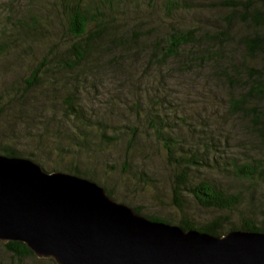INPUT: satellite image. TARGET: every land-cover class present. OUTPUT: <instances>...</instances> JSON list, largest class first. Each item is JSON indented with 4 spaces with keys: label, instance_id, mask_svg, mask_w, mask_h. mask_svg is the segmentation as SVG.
<instances>
[{
    "label": "rangeland",
    "instance_id": "obj_1",
    "mask_svg": "<svg viewBox=\"0 0 264 264\" xmlns=\"http://www.w3.org/2000/svg\"><path fill=\"white\" fill-rule=\"evenodd\" d=\"M228 1L78 0L87 21L79 42L87 43L80 45L87 53L77 63L71 47L78 41L64 16L76 0H0V156L10 149L46 173L77 170L114 202L172 223L180 218L171 204L180 169L174 159L206 158L189 165L187 182L205 179L239 192L245 212L263 219L264 183L237 180L231 167L252 159L264 167L257 123L227 106L243 85H257L249 111L264 113V0L241 1L259 9V22H243L241 9L223 6ZM30 13L36 28L27 32L22 26ZM173 32L189 33L198 47L184 45L164 58L160 46ZM255 35L263 44L248 55L242 40ZM67 104L75 116H68ZM181 197L188 220L216 216ZM242 208L228 214L230 225L246 214ZM0 264L53 263L14 257L0 244Z\"/></svg>",
    "mask_w": 264,
    "mask_h": 264
},
{
    "label": "water",
    "instance_id": "obj_2",
    "mask_svg": "<svg viewBox=\"0 0 264 264\" xmlns=\"http://www.w3.org/2000/svg\"><path fill=\"white\" fill-rule=\"evenodd\" d=\"M54 264H264V233L152 222L95 183L0 156V244Z\"/></svg>",
    "mask_w": 264,
    "mask_h": 264
},
{
    "label": "trees",
    "instance_id": "obj_3",
    "mask_svg": "<svg viewBox=\"0 0 264 264\" xmlns=\"http://www.w3.org/2000/svg\"><path fill=\"white\" fill-rule=\"evenodd\" d=\"M64 2L65 0H61ZM243 0H229L227 3H224V7H230V9L240 10L244 13L243 22H259L263 20V16L259 9L254 5H250L249 7H245ZM264 3V2H263ZM78 0L72 9H69L65 16L67 23V33L72 39L78 41L76 45H72L71 52L75 59V62L81 63L83 59H81L82 51L86 54L87 50H84L81 44L84 46L87 45L86 42L81 41L82 36L85 34V26H86V17L83 11H80L77 8ZM240 5V8H239ZM169 6V5H168ZM221 6V5H220ZM222 6V7H223ZM213 7H217L213 5ZM245 8V9H244ZM239 14H234V18H236ZM233 17V16H232ZM29 23H25L22 28L25 31L31 32L34 31L36 27H34V23L36 22L35 15L29 14ZM189 33H176L168 35V39L164 42L162 47V54L164 58L171 57L175 51L181 49L184 45H190L194 47H198V42L193 43L189 38ZM88 36V35H87ZM198 44V45H197ZM263 44V41L257 36H253L250 38H244L242 40V48L248 55H252L258 48H260ZM212 46V45H211ZM210 46V47H211ZM159 47V48H160ZM206 46L204 47V49ZM1 52V50H0ZM207 54H211L209 51H206ZM79 56V57H78ZM43 63H39V65L32 71V73L28 76V80L32 83L37 78V73L39 72L40 67H43ZM230 82V80H226V83ZM243 91L234 98L228 99L227 109L232 115L235 116H244L248 120H254L257 123L254 126V133L260 145V148L264 150V113L259 110L249 111L250 102L249 97H253V94L259 91L257 85H243ZM68 106V116H75L76 111L72 108L71 104H67ZM102 140H107V138L101 133L100 135ZM132 139H128V143H131ZM99 143V141H97ZM163 148H166L169 152L168 158L172 159V155L168 150L167 146L161 143ZM4 157H18L19 155L15 154L10 149H5L2 153ZM202 159V160H200ZM175 163L178 164L180 169L173 175L172 178V186H171V204L174 206L175 210L180 214V218L177 223H172L162 218H157L154 216H146L142 215L139 211L138 207H132V211L145 219L152 222H159L166 225H174L179 227L180 229L186 230H194L199 233L208 234L214 237H218L228 231H244V232H256V233H264V218L257 221L255 218L257 216L245 212L248 207V203L244 204L242 194L239 192H229L225 189L220 188L219 186L205 180H199L195 184H190L187 182V169L189 165L200 164L206 158H195L193 155L189 156H179L178 159H174ZM200 160V161H198ZM233 177L237 180L246 181L248 185L253 184L256 181H261L264 183V167L261 165V161L259 159H252L250 161L242 162L239 164L231 165ZM68 174L75 176L77 178L86 179L87 175L79 173L77 170L67 171ZM88 180V179H86ZM90 181V180H89ZM92 182V181H91ZM94 183V182H93ZM97 185V184H96ZM100 187V186H99ZM101 188V187H100ZM105 194L111 199L110 193L102 188ZM185 193L189 195L193 202L200 208L209 211L217 212L215 217L210 218L208 221L196 224L193 221L188 220L185 216L182 215L181 210V195ZM252 195L249 193L247 199L251 200ZM248 202V201H247ZM243 207L241 211L246 214H242L239 217V223L237 226L230 225V218L228 214H231L233 211H237L240 207ZM2 245V244H1ZM2 249L5 250L10 255L17 258H28L34 257L32 253L24 247L21 243H6L2 245ZM35 258V257H34ZM42 260V259H41ZM44 260V259H43ZM49 262H52L48 260ZM53 263V262H52ZM54 264V263H53Z\"/></svg>",
    "mask_w": 264,
    "mask_h": 264
}]
</instances>
